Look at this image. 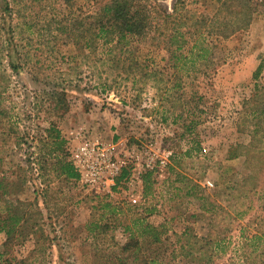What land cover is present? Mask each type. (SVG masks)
<instances>
[{"label": "rangeland", "instance_id": "obj_1", "mask_svg": "<svg viewBox=\"0 0 264 264\" xmlns=\"http://www.w3.org/2000/svg\"><path fill=\"white\" fill-rule=\"evenodd\" d=\"M105 1L0 0V176L29 179L10 198L28 203L36 226L8 244L0 231V264H110L136 216L163 229L162 264H242L249 251H262L252 260L264 264V236L251 238L264 231V154L247 152L253 130L264 131V68L254 77L264 61V0H247L253 19L234 34L205 27L211 58L195 66L173 60L192 56L193 42L180 50L169 35L179 21L186 29L198 17L210 24L220 0H159L146 35L121 47H82L88 17ZM52 124L65 137L85 126L108 142L171 147L170 173L145 182L144 205L119 193L110 201L62 171L38 168L39 159L58 161Z\"/></svg>", "mask_w": 264, "mask_h": 264}, {"label": "trees", "instance_id": "obj_2", "mask_svg": "<svg viewBox=\"0 0 264 264\" xmlns=\"http://www.w3.org/2000/svg\"><path fill=\"white\" fill-rule=\"evenodd\" d=\"M157 1L159 0H107L103 2L98 10L88 17V21H90L88 23L90 30L89 34L88 36H84L85 38L79 41L78 44L83 45L82 47L91 48L98 43V40H103L105 44H111L112 47H121L127 44L132 38L146 35L154 24L153 22L156 15L154 9L157 8ZM8 8L9 4L6 2L5 10ZM177 10L176 4L172 12L168 9L165 10L167 18L173 17L177 13ZM253 16L254 6L247 0H220L219 7L216 14L211 18L210 24L206 21V18L198 17L192 24H189L192 27L186 29L187 26H183L182 21H179L174 26V30L170 33L168 43L170 45H177L178 49L181 50L184 44L193 42L190 48L192 56L188 57V54H183L182 56L174 54V62L183 61L186 65L190 62L194 66L197 62H208L211 58V51L209 50L208 33L205 27L210 29L209 31L211 33L212 31L214 32V30L215 32L217 31L216 34L218 36H229L248 27ZM217 22H220V25L216 24L214 29L212 26ZM6 42L10 45L13 42V36L8 37ZM9 60L12 68L18 71L19 63L13 60L11 50L9 52ZM263 68L264 61L260 62L257 66L254 71V77L258 78ZM198 69H202L200 64H198ZM260 92L261 89L256 93ZM261 96L260 94L257 97ZM260 102H262V100H260ZM258 105L260 104L258 103ZM258 105L257 109H262ZM48 129L51 136V143L56 145L57 150L53 152V154L56 153L55 156L58 157V161H55L54 158L51 157L50 159H44L40 164L39 159L38 162H36L38 168L40 169L41 167V169H45L46 166H48V168L53 169V171H62L60 173L66 174L68 178L78 180L79 173L73 161L68 158L70 149L66 145L68 143L67 138L62 135L61 130L55 124H52ZM262 129L261 126H257L253 130L252 139L247 146L248 153L251 151V148L255 147L259 149L261 155L264 154V134L262 133L259 137V134L264 132ZM234 149L235 148H232L229 154L230 157H236L238 155L237 152H234ZM57 151L60 152L58 153ZM1 161L0 159V162ZM152 176L153 173L146 174V187H150L153 182ZM28 180L27 177L21 175L18 176L16 180H10L5 175L0 176V231L5 233L7 244L14 239L23 240L36 233L35 224H30L31 216L26 207L28 203L19 198H10V193L15 191L14 188L23 185L24 182ZM35 186L36 191H39L40 184L38 180L35 182ZM31 203L34 207H38L39 199L36 198V200ZM110 204L111 202L108 206H110ZM110 211L112 213L116 212L114 207H111ZM133 221L137 226L135 227L136 229L130 225L126 226V230H130V235L123 244L119 245L120 252H114L112 256L113 260L110 264H162L163 245L165 243L163 229L147 221L144 216H136ZM100 226L101 222L98 221L94 223L93 229H97ZM186 235L191 234L188 232V234H184V236ZM262 236H264V231L253 234L251 238L260 239ZM225 240V237L218 239L216 245H221ZM183 250L185 249L183 248ZM250 252L251 251L245 254L246 260L245 263L242 264H256V261L252 260V258L258 254H262V251H260V253L253 256ZM253 252H257V248H255ZM207 257L212 258V255L210 254ZM210 263V260L206 262V264Z\"/></svg>", "mask_w": 264, "mask_h": 264}, {"label": "built area", "instance_id": "obj_3", "mask_svg": "<svg viewBox=\"0 0 264 264\" xmlns=\"http://www.w3.org/2000/svg\"><path fill=\"white\" fill-rule=\"evenodd\" d=\"M66 138L72 142L70 157L78 180L110 201L119 193L133 206L144 205L146 174L153 173L160 179L170 173L174 150L166 145L154 141L141 145H128L123 140L108 142L91 135L85 126L72 129ZM206 185L214 187L215 183L207 179Z\"/></svg>", "mask_w": 264, "mask_h": 264}]
</instances>
